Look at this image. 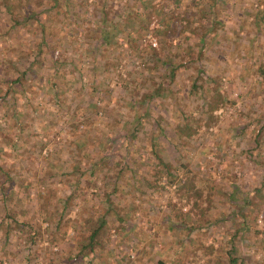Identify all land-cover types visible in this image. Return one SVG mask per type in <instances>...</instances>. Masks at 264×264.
Masks as SVG:
<instances>
[{"label": "rangeland", "instance_id": "rangeland-1", "mask_svg": "<svg viewBox=\"0 0 264 264\" xmlns=\"http://www.w3.org/2000/svg\"><path fill=\"white\" fill-rule=\"evenodd\" d=\"M138 1L141 0H72L80 15L72 18L64 48L51 55L43 51L36 63H31L35 48L30 43H35L40 25L35 23L30 30L12 25L0 4V75L4 69L16 67L25 70V76L30 78L38 66L37 77L30 78L24 92L17 84L7 94L3 93L4 87L0 88V264H91L88 256L75 259L67 254L78 250L77 240L83 233L80 222L91 213H104L107 203L122 208L137 205V209L118 229L109 221L113 213L104 214L109 242L102 251H95L99 264H228L230 256L225 250L230 249L232 236L235 247L231 256L236 257L233 264H264V76L259 72V66H264L260 59L264 54V0H217L216 6L209 0H198L211 5L213 11L209 14L213 18L188 17L191 26L185 30L183 14L175 11L172 34L167 32L168 36L160 35L159 39L153 36L149 30L158 21L155 18L146 24L148 32L140 30L143 41L132 25L144 24L141 10L136 8ZM156 1L166 10L174 8L173 0ZM188 1L181 0L178 11ZM51 3L52 0H33L28 9L37 11ZM21 8L27 9L25 5ZM103 8L111 22H117L119 32L113 38L115 45L93 53L89 51L90 44L98 33L96 30L93 34V29L99 25L96 19ZM191 9L195 15L199 13V8ZM203 10L210 12L208 8ZM62 13L56 8L48 17H39L58 27ZM162 38L168 46L171 44L168 53L176 50L175 63L184 61L189 73L201 66L197 82L204 84L205 77H214L215 89L231 101L219 104L207 128L200 112L203 105L205 110V100L215 98V94L204 98L200 89L191 93L192 75L182 66L170 81L169 88L175 94L166 100L169 106L153 101H148V108L147 101L136 104L158 72L142 66L146 58L143 54L148 51L146 41L157 48ZM194 41L201 47L200 58L191 65L185 52L191 51L186 44ZM60 53L64 61L58 58ZM6 58L14 67L3 64ZM91 102L100 106V114L96 112L88 118L85 107ZM146 108L153 119L144 117V122L153 126L149 128L144 123L134 135L128 133L127 149L135 159L128 165L139 164L133 175L138 178L139 173L146 174L151 183L135 187L128 181L132 179L126 167L114 180L116 168L97 166L92 183L82 182L81 194L68 199V206H64L62 202L75 181L64 176L60 182L49 179L51 185L45 186L43 181L56 173L50 165L68 166L74 142L87 150L99 148L101 155L110 150L114 156H121L123 148L106 142L107 137L124 134L135 114ZM190 119L194 132L184 125ZM154 120L163 124L162 131L154 128ZM151 136H156L161 149L167 152L178 178L189 174L202 190V197L206 192L210 194V207L199 219L193 218L194 226L180 222L189 204H183L182 196L175 192L178 179L170 187L166 177L155 172L161 167L151 156ZM173 140L187 144H175ZM6 174L11 186H7ZM126 183L133 187L127 190ZM234 184L235 195L243 194L251 202L248 205L241 201L239 212L229 197ZM104 192L109 194L106 200ZM59 205L67 208L61 211L63 222L56 231L55 221L45 222L43 217L44 211H57ZM10 219L16 221L3 243ZM203 247L213 250L207 252Z\"/></svg>", "mask_w": 264, "mask_h": 264}, {"label": "trees", "instance_id": "trees-1", "mask_svg": "<svg viewBox=\"0 0 264 264\" xmlns=\"http://www.w3.org/2000/svg\"><path fill=\"white\" fill-rule=\"evenodd\" d=\"M72 0H52L51 5L47 4L39 9V10H29L28 6L33 2V0H16V3H13L11 0H0V4L3 6L8 18L11 21L12 25H19L20 28H28L30 30L35 23L40 25L39 27V35L35 37V43H30V45H34V51H33V61L31 63H36L38 61V56L46 51H48L51 55V53L57 49L64 48V44L66 41V36H69L70 34V29H71V21L74 16L80 15V12L75 9L76 4L71 2ZM84 2V0H81ZM161 2V0H158ZM181 0H173V10L170 9H164V6H161L156 0H141L138 1V6L136 8L141 10V13L139 15L143 16V22L144 24L140 26L138 23H132L133 26H135L136 30V35L140 39H144V36H140L139 32L142 29H145L147 31V23L151 22L153 19L157 23L149 30V32L157 37L159 39V36L161 35L162 37H166L167 32H174V25L172 21V17L174 16L173 13L175 11L178 13L183 14V18H185L186 22L183 25V29H187L191 26L189 24L188 17H193V19H200L203 18L204 20H208L209 18H213L211 16V13L213 9L211 8L212 6H216L217 0H209L211 5H207L204 2L200 3L198 0H189L185 6H182L183 9L182 11H178V6ZM80 4V9L82 7V3ZM85 3V2H84ZM105 4V3H104ZM25 5L27 7L26 10H22V6ZM199 8V13L197 15L194 14V11L191 8ZM205 7V8H204ZM56 8L62 9V19H60L61 25L58 27H54L52 24H48L45 20L40 18V14H43V16L48 17V14L52 13ZM107 9V7H105ZM210 9V12H203V9ZM106 9H101L100 12L101 14L99 17L96 19V23L99 24L97 28L94 27L93 29V34L97 30L98 33L95 36V38L91 41H93V45L90 44V50L91 52H95L99 48H106L107 46H110L111 44H116V40H113L114 36H116V33L119 32V29L117 27V22H111V17H107V11ZM98 10V9H97ZM20 11V12H19ZM68 12V13H67ZM128 12V9H127ZM79 14V15H78ZM179 17L178 15H176ZM214 16V15H213ZM63 17H68V19L63 18ZM128 17H126L127 19ZM128 22L131 23V20L128 18ZM65 24V25H64ZM15 27V26H13ZM192 29V28H191ZM188 29L187 31L191 30ZM209 31H211L209 29ZM148 32V31H147ZM65 34V35H64ZM129 40L132 41L133 36L130 35ZM154 38V37H153ZM155 39V38H154ZM165 38H162L161 41L159 40L157 48H153L151 43L146 41V46L148 47V51L145 52V59L142 61V66L143 68L153 70L157 69V73L154 75L153 78H151V81H149V84L144 87V91L140 94V97L138 100H136V104L139 105L140 103L145 104L146 106L148 104V101H153L155 103H159L161 105H166V100L171 99L175 92H173L172 89H170V81L173 80L175 73L177 69L182 66L184 68V71L188 73V75H192V81L190 83V92H198L197 89L201 90L200 95L203 96L204 98L207 96H210L212 94H215V98L212 99H206L204 104H205V110L204 105L201 108L200 112V117L202 120V124L204 128H207V126L213 121V115L212 112L216 110L220 105L219 104H225L229 103L231 104V101L229 99H224L221 95L220 92H218L215 89V86H217V80L213 77H205V83H198L197 80H199L200 75H202V68L201 66L196 67L194 70L191 71V73L188 72L187 69L188 66L183 64V62L175 63L173 61V58L177 56L176 50H173L171 53H168L167 50L171 47V44L168 46L166 42L164 41ZM90 41V42H91ZM145 41V40H144ZM156 41V39H155ZM155 44V43H154ZM157 44V42H156ZM177 44V43H176ZM42 46L44 49H42ZM189 50L191 48V51L189 53L185 52V56L187 58L188 64H195V62L200 58V48L197 47L198 43L196 41L189 43ZM177 50H179L180 45L177 44L175 45ZM63 54V53H62ZM60 53L58 55L59 59L65 58L62 56ZM262 57L260 59L264 60V54L262 53ZM55 62V60H53ZM3 64H9V59H2ZM261 61L260 63H262ZM12 66V65H10ZM14 67V66H12ZM38 69V66H37ZM35 74H31L30 78H35L37 77V71ZM259 72L264 76V66H259ZM30 78H27L25 76V70H21L19 68L14 67V69L9 70V69H4L2 74L0 75V88L4 87L3 93L7 94L8 92H11L15 89V85H19L21 87V92H24L26 86L28 83L31 81ZM33 80V79H32ZM207 86H211L210 89H207ZM207 94V95H206ZM96 107L95 103H89L87 104L86 108V117H91L92 114H97L98 108H100L99 105ZM148 108V106H147ZM145 109L144 112L140 114H135L132 120V125L128 130L125 131L124 134H118L115 135L114 137H107L106 142H111L112 145L117 144L118 146L123 148V154L121 156L113 155V153L109 150L105 155L98 154L99 148H96L94 150H87L86 148H82L78 146L77 144H73V147L71 149V157H73L72 162L68 166H63L59 164H53L50 165L56 173L50 174L43 182H45V186H50L51 183L48 181L49 179H56L58 182L62 180L64 176H67L70 178V180H74L75 183L72 184V188L69 194H67L63 200L64 206H68V199H72V197L76 198L75 195L81 194V190H83L84 184L82 182H86L87 185H90L92 183V180L94 179V173L96 170L97 166H100L101 168L109 169L111 168H116V176L114 177V180H118V176L121 174L123 169L126 167L128 169V172L130 175L128 176L129 178L131 177L132 180H129L131 183H135V187H145L146 185H149L151 182L148 180L146 174H141L139 173V177L137 178L134 173H136L137 167H139L137 164L136 166H129L128 164L130 162L128 161H135L133 155H130V151L127 149V136L128 133L131 135H134L135 132L140 130L143 126L144 122V117L150 116L151 119H153L148 111V109ZM95 111V112H94ZM99 113V112H98ZM100 114V113H99ZM86 120V119H85ZM88 120V119H87ZM163 121V120H162ZM192 121L193 119H190L189 121L185 122V126L194 132V129L192 128ZM155 126L154 128L162 131L163 124L158 120L153 121ZM85 121H83V128L86 129L85 127ZM151 123V122H150ZM146 124V123H145ZM149 128L153 125L146 124ZM77 126V125H76ZM78 128V126H77ZM152 130H154L152 128ZM127 133V135H126ZM102 137V136H101ZM256 141V140H255ZM150 146L152 147V157L155 162V164H158L161 168L160 170H156L155 172L157 174H160L162 176L166 177V183L168 186L172 187L174 185V181L178 179L179 185L178 188L176 189L175 192H177V195L179 197L182 196L184 203L183 204H189V209L187 214L183 217L180 222L182 223L183 226L187 225V223L190 224L191 226H194L192 221L193 218H200V216L208 210L210 207V194L208 192L205 193V196L202 197V190L197 187V185L194 183V177L191 175H186L184 179H180L177 176V169L175 165L172 163L170 160L167 152L164 149H161L160 143L156 141V136H151L150 140ZM175 144H187V141H176L173 140ZM101 151L105 152V149H102ZM75 153H78V155H81L80 158H75L74 155ZM135 156V155H134ZM139 157V156H138ZM154 167V166H153ZM136 168V169H135ZM156 168V166H155ZM160 172V173H159ZM189 172V171H188ZM44 177V176H42ZM137 178V179H136ZM6 179H7V186H11L12 181L9 176L6 174ZM45 179V177H44ZM84 180V181H83ZM137 183V184H136ZM126 189L129 190V187L132 188L133 185L129 186L128 183ZM237 185H233L232 187V192L230 193L229 197L231 201L234 202L236 206V210L239 212L242 208L241 201H247L248 205L251 203L250 199L243 194L236 196L235 192L237 190ZM162 188V187H161ZM78 192V193H77ZM240 192V191H239ZM141 193H144V191H141ZM173 193V192H171ZM169 193V194H171ZM108 192H104L105 200L108 198ZM8 196V194H7ZM264 199V196H263ZM203 200V201H202ZM22 202V200H20ZM205 204L203 207L201 206L202 204ZM108 208H106V211L102 214H94L91 213L88 216H86L80 224L83 226V233L78 237L77 243H78V250L74 254H67V257L69 258H75V259H82L83 257L88 256V261L91 264H99L97 261V256H96V249H99V251H102L104 248V244L109 242V236L107 235V226H106V216L104 215L106 212L111 211L113 213V216L109 219L114 225L115 228L118 229L119 227H123L126 225L127 221L130 220V217H133V213L137 209V205H131L128 208H122L119 206V204H111L107 203ZM60 207V205L58 206ZM182 205H180V208L178 209L179 214L183 213L181 211ZM67 208V207H66ZM62 206L60 207L59 210L53 211V212H48L44 211L45 209L41 208L42 211H44V217L43 221L49 222V221H55V229L56 231L59 229L58 225H60V222H63L62 220V214L61 211H63ZM39 210V211H41ZM223 218V217H222ZM16 219H10L9 224L5 225V231L3 235V243L6 242L9 236V232L12 230L11 224H15ZM12 224V226H13ZM20 225V224H19ZM128 225V224H127ZM18 226V225H17ZM21 230L23 229L20 228ZM55 231V232H56ZM235 236H232V241L230 245V249L225 250V253L227 256H230L229 263L228 264H233L236 262V257L231 256L234 250V242H235ZM50 241V240H49ZM51 245V242H49ZM204 251L206 250L207 252H211L213 249L211 247H203ZM72 256V257H71Z\"/></svg>", "mask_w": 264, "mask_h": 264}]
</instances>
